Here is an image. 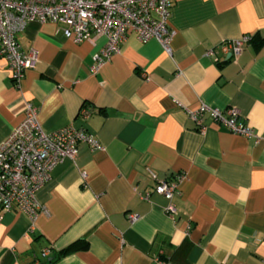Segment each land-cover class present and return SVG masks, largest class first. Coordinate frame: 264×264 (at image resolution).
Instances as JSON below:
<instances>
[{
  "label": "crops",
  "instance_id": "obj_1",
  "mask_svg": "<svg viewBox=\"0 0 264 264\" xmlns=\"http://www.w3.org/2000/svg\"><path fill=\"white\" fill-rule=\"evenodd\" d=\"M169 22L170 53L128 31L95 72L104 35L74 42L52 21L17 33L38 51L18 84L0 55V141L30 103L46 131L84 127L104 146L50 169L33 220L0 209V264H262L264 141L188 111L235 106L264 133V0H173ZM242 35L236 58L221 48ZM151 172L182 173L174 216Z\"/></svg>",
  "mask_w": 264,
  "mask_h": 264
},
{
  "label": "built area",
  "instance_id": "obj_2",
  "mask_svg": "<svg viewBox=\"0 0 264 264\" xmlns=\"http://www.w3.org/2000/svg\"><path fill=\"white\" fill-rule=\"evenodd\" d=\"M172 5L173 0H0V55L6 60L9 75L18 84L24 71L38 60L36 48L22 51L17 41V33L30 21L62 23L64 36L74 42L90 38L93 33L104 35L103 45L93 55L92 72L119 51L128 31H134L143 42L154 37L170 53L174 33L169 22ZM250 38L242 35L220 46L224 51L230 48L236 58ZM205 111L231 131L261 137L264 141V133L255 132L237 107L222 109L202 102L198 108L189 109V116L201 129L205 127L202 122ZM89 112L88 108L80 110L84 117ZM36 113V108L26 103L23 119L0 141V209L24 212L31 220L43 209L36 192L48 180L50 169L58 161L64 157L74 159L80 142L87 143L91 149L104 148L84 127L67 124L46 131ZM151 176L155 180L154 190L168 199L165 212L174 216L177 208L173 197L182 173L172 178H158L153 172ZM129 216L135 218V214ZM47 252L45 248L43 254Z\"/></svg>",
  "mask_w": 264,
  "mask_h": 264
},
{
  "label": "water",
  "instance_id": "obj_3",
  "mask_svg": "<svg viewBox=\"0 0 264 264\" xmlns=\"http://www.w3.org/2000/svg\"><path fill=\"white\" fill-rule=\"evenodd\" d=\"M231 54V52L229 53V55Z\"/></svg>",
  "mask_w": 264,
  "mask_h": 264
},
{
  "label": "trees",
  "instance_id": "obj_4",
  "mask_svg": "<svg viewBox=\"0 0 264 264\" xmlns=\"http://www.w3.org/2000/svg\"><path fill=\"white\" fill-rule=\"evenodd\" d=\"M63 251H66V250H63Z\"/></svg>",
  "mask_w": 264,
  "mask_h": 264
}]
</instances>
